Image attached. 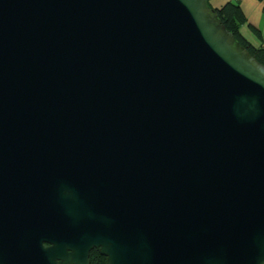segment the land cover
<instances>
[{
    "label": "water",
    "instance_id": "1",
    "mask_svg": "<svg viewBox=\"0 0 264 264\" xmlns=\"http://www.w3.org/2000/svg\"><path fill=\"white\" fill-rule=\"evenodd\" d=\"M264 264V66L207 0H0V264Z\"/></svg>",
    "mask_w": 264,
    "mask_h": 264
},
{
    "label": "trees",
    "instance_id": "2",
    "mask_svg": "<svg viewBox=\"0 0 264 264\" xmlns=\"http://www.w3.org/2000/svg\"><path fill=\"white\" fill-rule=\"evenodd\" d=\"M212 0H207L210 9L214 10L217 19L225 26L229 32L232 33L235 41H237L241 46H243L252 57L255 58L261 65L264 66V43L258 47L252 46L251 43L246 40L241 33V26L247 25L248 28L253 31L255 36L261 39V34L258 29L254 26L248 25V21L245 17L243 9L238 1L229 0L224 4L220 5L218 8L211 5ZM105 258L98 254L97 251L93 250L90 253L89 262L91 264H105Z\"/></svg>",
    "mask_w": 264,
    "mask_h": 264
},
{
    "label": "crops",
    "instance_id": "3",
    "mask_svg": "<svg viewBox=\"0 0 264 264\" xmlns=\"http://www.w3.org/2000/svg\"><path fill=\"white\" fill-rule=\"evenodd\" d=\"M229 0H219L218 7L225 2H228ZM232 1H238L240 3L241 8L243 9V12L245 14V17L248 21V25L254 26L256 29L260 31L261 34V39L259 38H254L253 36V41H249L252 45H256L259 43L260 46L261 44L264 43V0H232ZM216 7V8H218ZM241 33L245 35V33H249V28L247 25H242L241 28ZM252 35H254L252 33ZM255 36V35H254Z\"/></svg>",
    "mask_w": 264,
    "mask_h": 264
},
{
    "label": "rangeland",
    "instance_id": "4",
    "mask_svg": "<svg viewBox=\"0 0 264 264\" xmlns=\"http://www.w3.org/2000/svg\"><path fill=\"white\" fill-rule=\"evenodd\" d=\"M218 3H219V0H212L211 1V5L213 6V7H218ZM252 33H253V31H251V30H249V33H245V35H243L244 36V38L246 39V40H249L250 42L251 41H253L254 42V40H253V37L254 38H256L257 39V37L256 36H254V35H252ZM253 36V37H252ZM255 43V42H254ZM252 45V44H251ZM257 45H259V43L258 44H256L255 45V47H258ZM252 46H254V45H252Z\"/></svg>",
    "mask_w": 264,
    "mask_h": 264
},
{
    "label": "built area",
    "instance_id": "5",
    "mask_svg": "<svg viewBox=\"0 0 264 264\" xmlns=\"http://www.w3.org/2000/svg\"><path fill=\"white\" fill-rule=\"evenodd\" d=\"M259 1H261V0H259Z\"/></svg>",
    "mask_w": 264,
    "mask_h": 264
}]
</instances>
